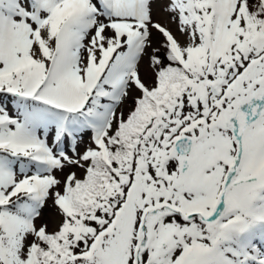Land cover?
Wrapping results in <instances>:
<instances>
[{"label":"snow or ice","instance_id":"1","mask_svg":"<svg viewBox=\"0 0 264 264\" xmlns=\"http://www.w3.org/2000/svg\"><path fill=\"white\" fill-rule=\"evenodd\" d=\"M0 264H264V0H0Z\"/></svg>","mask_w":264,"mask_h":264}]
</instances>
